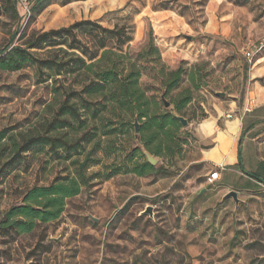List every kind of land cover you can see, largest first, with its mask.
I'll return each instance as SVG.
<instances>
[{
    "label": "rangeland",
    "instance_id": "rangeland-1",
    "mask_svg": "<svg viewBox=\"0 0 264 264\" xmlns=\"http://www.w3.org/2000/svg\"><path fill=\"white\" fill-rule=\"evenodd\" d=\"M18 2L20 15L25 7L33 9L29 23H20L22 28L29 24V33L98 21L111 30L124 27L132 37L126 51L138 53L148 48L152 30L160 58L152 71H144L142 90L164 114H178L175 103L188 92L192 101L180 115L188 125L170 126L171 150L151 155L157 160L153 173H120L107 179L111 170L134 156L142 163L148 153L141 133L144 123L120 110L122 120L111 105L91 125L103 131L115 128L108 125L110 119L126 121L131 123L127 133L102 138L90 159L100 164L87 168V186L66 201L58 220L14 239L0 229V264H264V185L245 182L240 172L225 167L224 177L210 184L216 166L202 160L219 130L238 117L228 123L227 132L218 133L219 146L205 153L224 165L229 134L238 131L240 119L246 116L251 122L264 115V0H51L39 14L37 0ZM16 28L10 0H0V50ZM179 67L185 71L183 81L166 96L160 75ZM37 80L32 69L0 72V134L7 136L2 142L6 152H0V220L21 203L27 189L77 177L80 166L45 148L27 153L26 164L16 166L11 160L13 164L2 167L12 159L11 138L21 141L36 134L57 109L59 98ZM250 127L261 164L248 144L246 168L264 181V119L246 125L245 135ZM222 184L235 188L238 204L224 200L228 191Z\"/></svg>",
    "mask_w": 264,
    "mask_h": 264
},
{
    "label": "trees",
    "instance_id": "trees-1",
    "mask_svg": "<svg viewBox=\"0 0 264 264\" xmlns=\"http://www.w3.org/2000/svg\"><path fill=\"white\" fill-rule=\"evenodd\" d=\"M10 2L17 19V28L9 44L0 50V72L32 69L38 83L47 84L59 100L57 109L43 129H38L36 134L21 141L15 136L11 138L12 149L9 155L12 159L3 163L2 167L13 164L9 163L11 160L16 166L26 164L24 157L27 153L34 149L44 151L45 148L58 159L80 164L77 177H65L48 186H33L25 191L20 204L6 211L0 220V229L7 237L14 239L32 233L38 225L58 220L65 211L66 201L80 195L82 187L87 186V168L100 164V160L90 159L96 149L101 148L102 138L127 133L131 123L126 121L115 123L110 119L108 125H115V128L103 131L97 125H91L100 120L111 105L117 109L116 113L122 120L121 111H129L136 118L135 122L139 120L144 123L141 132L143 144L150 155L162 156L171 150L172 136L169 129L173 126L179 128L180 123L173 117L174 113H161L157 103L152 105L140 85L144 71L147 68L152 71L160 58L159 51L152 44V30L148 48L138 53L126 51L125 47L131 44L132 37L124 27L116 26L111 30L98 21L82 20L68 27L29 33V24L22 28L20 23L26 20L29 23L33 9L23 11L20 15L18 0ZM50 2L37 0L40 5L37 14ZM184 74L183 68L179 67L166 77L160 75L166 96L181 84ZM192 81L195 82L194 77ZM191 101L192 96L188 92L184 100L175 103L179 116L183 115L185 106ZM6 137L4 133L0 134L2 155L6 152L2 149ZM91 143L94 146L90 153H86ZM154 143L157 144L155 148L152 146ZM84 155L86 157L81 162L80 158ZM136 158L138 156L111 170L107 179L120 173L139 177L153 173L154 167L147 159L139 163ZM237 168L248 178L264 185L261 178L245 169L241 147ZM12 171L13 168L9 172Z\"/></svg>",
    "mask_w": 264,
    "mask_h": 264
},
{
    "label": "crops",
    "instance_id": "crops-1",
    "mask_svg": "<svg viewBox=\"0 0 264 264\" xmlns=\"http://www.w3.org/2000/svg\"><path fill=\"white\" fill-rule=\"evenodd\" d=\"M236 118H238V117H236ZM236 118H234V119H236ZM234 119L231 118L230 121L226 122V124L224 126V129L223 130H219V132H221V131L227 132L228 131V123L231 122V121H234ZM263 119H264V115H261V116H258V117H253L251 122H248L249 120L247 121L246 116H244L243 118L240 119V124H239V127H238V131L235 134H233V133H230L229 134V136L232 138L231 148L230 149H227V157L225 159V162L226 163L224 165H220L219 162L216 161V160L207 159L206 156H205V153L207 151L211 150L214 147L219 146V142L217 140V136H218V133L219 132L217 133L216 138H215V142L212 143V146L210 148H208L207 150H204L203 151V158H202V160L205 161L208 164H211L213 166H216V168L219 167V166H224L227 169H232L233 170L232 172H234L235 174H237V172H240L238 170V168H237L238 167V164H239V148L241 147L242 162H243V165H244L245 169L247 170V168H246V159H245L246 158V152L247 151H246L245 147L248 144H251L253 146V150L255 149V152H256V155H257V161H258V163L261 164V161L258 158V154H257V152H258V149H257V146H256L257 145L256 144V140L257 139L255 138L254 135H252L254 129H252V127H250L251 130L245 135V133H244L245 132L244 131V127L246 125H249V124L252 125L253 123H255V121H260V120H263ZM215 127H216V124H215ZM223 171H221V173H220L221 175H220V179L219 180H221V178L224 177L223 174L226 171L224 173H222ZM239 174H241V176H243V177L246 178L245 179L246 180L245 182L252 181V182H255V184L260 185V183H258L257 181H255L253 179L248 178L247 176H245L241 172ZM221 188H222V190L224 189V190H227L228 192L233 191L235 189L231 184H222L221 185Z\"/></svg>",
    "mask_w": 264,
    "mask_h": 264
},
{
    "label": "water",
    "instance_id": "water-1",
    "mask_svg": "<svg viewBox=\"0 0 264 264\" xmlns=\"http://www.w3.org/2000/svg\"><path fill=\"white\" fill-rule=\"evenodd\" d=\"M165 107L166 108H169L170 107V103L165 101ZM173 117L183 126V127H186L188 125L186 119H184L183 117L179 116L178 114H173ZM135 127H136V132H138V129H137V123L135 124ZM145 156H146V159L148 161V163L151 165V166H155L157 164V160L154 159L149 153H146L145 152ZM204 191H202L200 194H203ZM229 198H232L236 204H238L239 202V199H238V192L236 191H230L228 192L225 196H224V200L226 199H229ZM150 209L149 208L146 212V213H150Z\"/></svg>",
    "mask_w": 264,
    "mask_h": 264
},
{
    "label": "built area",
    "instance_id": "built-area-1",
    "mask_svg": "<svg viewBox=\"0 0 264 264\" xmlns=\"http://www.w3.org/2000/svg\"><path fill=\"white\" fill-rule=\"evenodd\" d=\"M25 11L28 12L29 9L27 7H25ZM223 167L224 166H219L211 172L210 177L208 179V182L210 184H213L214 182H216L220 179V175H221L220 173H221V170L224 169Z\"/></svg>",
    "mask_w": 264,
    "mask_h": 264
},
{
    "label": "bare ground",
    "instance_id": "bare-ground-1",
    "mask_svg": "<svg viewBox=\"0 0 264 264\" xmlns=\"http://www.w3.org/2000/svg\"><path fill=\"white\" fill-rule=\"evenodd\" d=\"M220 165H222V164H220Z\"/></svg>",
    "mask_w": 264,
    "mask_h": 264
}]
</instances>
